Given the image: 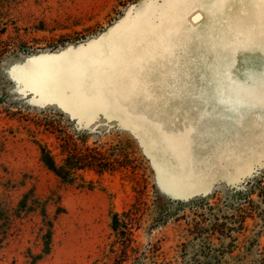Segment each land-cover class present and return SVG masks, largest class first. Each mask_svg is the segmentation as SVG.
Masks as SVG:
<instances>
[{
	"label": "rangeland",
	"instance_id": "rangeland-1",
	"mask_svg": "<svg viewBox=\"0 0 264 264\" xmlns=\"http://www.w3.org/2000/svg\"><path fill=\"white\" fill-rule=\"evenodd\" d=\"M262 13L260 0H0V264H117L125 243L124 264L203 257L193 226L264 185ZM63 139L125 166L64 181L41 159L46 145L61 162Z\"/></svg>",
	"mask_w": 264,
	"mask_h": 264
},
{
	"label": "trees",
	"instance_id": "trees-1",
	"mask_svg": "<svg viewBox=\"0 0 264 264\" xmlns=\"http://www.w3.org/2000/svg\"><path fill=\"white\" fill-rule=\"evenodd\" d=\"M60 154L63 158L58 162L53 150L46 145L41 148V159L45 166L62 180L72 183L77 180L78 172L82 170L94 169L103 174L125 166L124 163L117 162L119 166L116 167V163L110 162L106 154L97 148H79L70 139H63ZM234 190L227 200V204L233 208L231 216H222L223 222L215 223L211 227H202L200 223H196L191 229L193 240L204 239L205 245L203 257L196 252L189 264H229L227 256H230L235 264H264V244L261 241L264 237V185L262 181H258L256 184L247 183L244 187ZM252 195H257V199H253ZM246 205L247 207H244ZM248 219L253 220L251 229L246 224ZM128 225L127 220H121L118 214H114L112 229L119 236L122 235L124 240L131 241L132 228ZM248 231L251 234L246 235ZM240 235H244L242 241H239ZM213 237L219 240L230 238V241L212 249L210 242ZM48 249L49 247L46 252ZM129 250H132V246L125 243L122 248L123 258L119 259L117 264H124L129 259ZM212 252L217 253L213 255Z\"/></svg>",
	"mask_w": 264,
	"mask_h": 264
},
{
	"label": "snow or ice",
	"instance_id": "snow-or-ice-1",
	"mask_svg": "<svg viewBox=\"0 0 264 264\" xmlns=\"http://www.w3.org/2000/svg\"><path fill=\"white\" fill-rule=\"evenodd\" d=\"M186 2L195 3L197 2V0H186ZM218 2H223V0H218ZM260 2L261 4H264V0H260ZM258 50L260 52V61H261V64H260L261 71L259 72L258 75H259L261 84L264 85V40L260 42L258 46ZM261 102L264 103V89H262V92H261Z\"/></svg>",
	"mask_w": 264,
	"mask_h": 264
},
{
	"label": "bare ground",
	"instance_id": "bare-ground-1",
	"mask_svg": "<svg viewBox=\"0 0 264 264\" xmlns=\"http://www.w3.org/2000/svg\"><path fill=\"white\" fill-rule=\"evenodd\" d=\"M262 6H263V12H264V4H262ZM192 15H194V13L192 14ZM192 24V23H191ZM185 140V139H184ZM184 145V144H183ZM180 147H181V145H180ZM179 146H178V148H180ZM183 147V146H182ZM181 147V148H182ZM176 148V147H175Z\"/></svg>",
	"mask_w": 264,
	"mask_h": 264
}]
</instances>
